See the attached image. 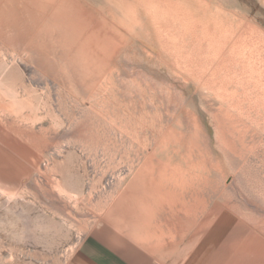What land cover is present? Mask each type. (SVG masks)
Wrapping results in <instances>:
<instances>
[{
  "label": "rangeland",
  "instance_id": "rangeland-1",
  "mask_svg": "<svg viewBox=\"0 0 264 264\" xmlns=\"http://www.w3.org/2000/svg\"><path fill=\"white\" fill-rule=\"evenodd\" d=\"M250 227L264 0H0V264H208Z\"/></svg>",
  "mask_w": 264,
  "mask_h": 264
},
{
  "label": "crops",
  "instance_id": "crops-1",
  "mask_svg": "<svg viewBox=\"0 0 264 264\" xmlns=\"http://www.w3.org/2000/svg\"><path fill=\"white\" fill-rule=\"evenodd\" d=\"M256 228L250 227L252 234L245 233L244 236L240 235L239 238L232 241H217L215 236L211 238L208 243L207 258L210 261L208 264H264V236L258 234L259 229L264 231V228ZM217 244L224 250L221 260H217V255L214 256ZM81 246L83 247L82 255L93 264H136L119 255L106 243L95 237H88ZM160 263L155 260V264ZM146 264H154L153 258H148Z\"/></svg>",
  "mask_w": 264,
  "mask_h": 264
},
{
  "label": "bare ground",
  "instance_id": "bare-ground-1",
  "mask_svg": "<svg viewBox=\"0 0 264 264\" xmlns=\"http://www.w3.org/2000/svg\"><path fill=\"white\" fill-rule=\"evenodd\" d=\"M68 11H69V10H68ZM151 12H152V11H151ZM152 13H153V12H152ZM171 13H172V12H171ZM178 13H179V12H178ZM154 16H156V14H155ZM178 16H179V15H178ZM162 17H163V16H162ZM156 18H157V17H156ZM158 18H159V17H158ZM166 18H167V20H166V22H167V21H168V17H166ZM160 19H161V18H160ZM162 19H163V18H162ZM163 20H164V19H163ZM172 21H173V20H172ZM172 21L170 20L171 23H173ZM168 22H169V21H168ZM160 23H161V22H160ZM164 24H165V23H164ZM166 25H167V27H168V24H166ZM169 25L171 26V24H169ZM164 26H165V25H164ZM164 26H163V27H164ZM160 27H161V26H160ZM161 28H162V27H161ZM165 28H166V27H165ZM165 28H164V29H165ZM169 28H170V27H169ZM169 28H167V29H169ZM190 28H191V27H190ZM167 29H166V31H168ZM192 29H193V28H192ZM191 31H192V30H191ZM224 33H225V32H224ZM168 34H169V33H168ZM168 34H167V35H168ZM175 36H176V35H175ZM224 36H225V35H224ZM169 37H172V38H173V36H171V34H170ZM178 37H179V36H178ZM182 37H184V36L182 35ZM225 38H226V37H225ZM239 38H240V37H239ZM175 39H176V37H175ZM180 39H181V38H180ZM182 39H184V38H182ZM226 39H227V38H226ZM166 40H167V39H166ZM84 41H85V40H84ZM215 43H216V42H215ZM239 43H240V42H239ZM242 43H243V42H242ZM175 44H176V43H175ZM132 45H133V44H132ZM94 46H95V45H94ZM101 46H102V45H101ZM175 46H176V45H175ZM180 46H181V45H180ZM180 46H178V47H180ZM178 47L176 46L177 49H179ZM182 47H183V46H182ZM236 47H237V46H236ZM150 49H151V48H150ZM255 49H256V48H255ZM181 51H182V50H181ZM177 52H178V51H177ZM179 52H180V51H179ZM187 52H189V51H187ZM185 53H186V52H185ZM190 53H191V52H190ZM227 53H228V52H227ZM244 53H245V52H244ZM178 55H179V54H178ZM182 55H183V52H182ZM182 55H181V56H182ZM192 55H193V53H192ZM192 55H191V56H192ZM194 55H195V53H194ZM213 55H214V53H213ZM223 56H224V55H223ZM223 56H221V57H223ZM186 57H187V56H186ZM186 57H185V59H186ZM227 57H228V56H227ZM254 57H255V56H254ZM86 58H87V57H86ZM182 58H184V56H183ZM189 59H190V58H189ZM224 59H225V58H224ZM224 59L222 58V61H221L222 63H221V64H223ZM227 60H228V59H227ZM256 60H257V59H256ZM219 61H220V60H219ZM229 61H230V60H229ZM232 62H233V61H232ZM230 63H231V61H230ZM233 63H234V62H233ZM224 64H225V63H224ZM257 64H258V63H257ZM225 65H228V64H225ZM225 65H224V66H225ZM230 65H231V64H230ZM230 65H229V66H230ZM259 66H260V65H259ZM232 67H233V66H232ZM258 68H259V67H258ZM248 70H249V69H248ZM231 73H232V72H231ZM242 74H243V73H242ZM254 75H255V74H254ZM18 81H19V80H18ZM257 95H258V94H257ZM257 95H256V96H257ZM106 96H107V95H106ZM257 97H258V96H257ZM151 99H152V98H151ZM260 100H262V99H260ZM262 102H263V100H262ZM258 104H260V103H258ZM231 105H232V104H231ZM130 113H131V112H130ZM127 119H128V118H127ZM162 135H163V134H162Z\"/></svg>",
  "mask_w": 264,
  "mask_h": 264
}]
</instances>
